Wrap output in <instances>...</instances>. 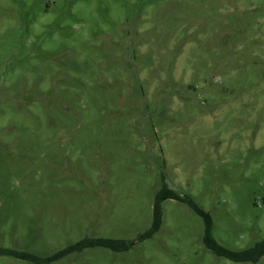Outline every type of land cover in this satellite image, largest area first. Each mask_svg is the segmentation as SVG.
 Here are the masks:
<instances>
[{
    "label": "rangeland",
    "instance_id": "obj_1",
    "mask_svg": "<svg viewBox=\"0 0 264 264\" xmlns=\"http://www.w3.org/2000/svg\"><path fill=\"white\" fill-rule=\"evenodd\" d=\"M264 0H0V264H264ZM84 237L134 244L87 248Z\"/></svg>",
    "mask_w": 264,
    "mask_h": 264
},
{
    "label": "trees",
    "instance_id": "obj_2",
    "mask_svg": "<svg viewBox=\"0 0 264 264\" xmlns=\"http://www.w3.org/2000/svg\"><path fill=\"white\" fill-rule=\"evenodd\" d=\"M168 198L186 202L203 218L205 223L203 242L205 246L214 254L237 262L250 261L253 263L258 262L264 256V238L242 250H233L222 245L214 236L213 218L210 212L201 207L191 196H182L178 194L173 188L169 187L164 175L162 177V187L155 196L153 206V220L151 226L139 235V241L153 237L161 229L164 218L162 203ZM133 244L134 243L132 241L125 239H116L111 237H84L47 257H41L34 253L12 249H3L1 252L11 254L22 259L31 260L35 263H50L59 260L71 253L81 252L87 248L103 247L113 251L121 252L128 250L133 246Z\"/></svg>",
    "mask_w": 264,
    "mask_h": 264
}]
</instances>
